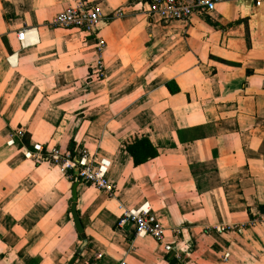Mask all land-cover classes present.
I'll return each mask as SVG.
<instances>
[{
	"label": "crops",
	"instance_id": "1",
	"mask_svg": "<svg viewBox=\"0 0 264 264\" xmlns=\"http://www.w3.org/2000/svg\"><path fill=\"white\" fill-rule=\"evenodd\" d=\"M215 1L164 21L89 0L97 78L96 37L53 23L77 0H0V264H264V7ZM82 147L112 191L49 158ZM127 208L172 248L121 224Z\"/></svg>",
	"mask_w": 264,
	"mask_h": 264
},
{
	"label": "built area",
	"instance_id": "2",
	"mask_svg": "<svg viewBox=\"0 0 264 264\" xmlns=\"http://www.w3.org/2000/svg\"><path fill=\"white\" fill-rule=\"evenodd\" d=\"M255 5L264 7V0H254ZM77 4L66 7L53 20L55 25L77 28L89 35H94L96 41L97 58L92 67V73L101 78L104 75V59L103 50L106 45L105 40L99 36L98 28L103 13L99 6L89 2V0H77ZM149 13L157 16L164 21L181 20L189 21L191 16L196 13L210 14L215 8V0H148ZM119 15H122L119 12ZM25 30L19 33V38L23 39ZM23 136V132H18ZM76 151V150H75ZM75 151L64 152L60 148H54L49 158L52 162L65 167L69 171L71 177H77L86 182L96 185L100 189L112 191L113 186L109 182L106 170L101 164H98L91 156L90 151L85 148H79ZM133 222L136 225L138 234H149L155 237L159 242L165 244L166 227L161 220L151 210H134L124 209L120 217V223ZM238 230L241 231L239 228ZM165 248L170 250L172 247L165 244ZM100 257V254L98 255Z\"/></svg>",
	"mask_w": 264,
	"mask_h": 264
},
{
	"label": "trees",
	"instance_id": "3",
	"mask_svg": "<svg viewBox=\"0 0 264 264\" xmlns=\"http://www.w3.org/2000/svg\"><path fill=\"white\" fill-rule=\"evenodd\" d=\"M172 91H175L174 89H172ZM147 145L149 146V147H151L150 146V143H147ZM131 149V151H132V153H133V155H134V157H135V160L138 162V160H139V158L141 157L142 158V160H146V159H148L149 157H152V156H155V154H156V152L154 151V150H152V152L151 153H142L141 152V155H138V153H137V149L135 150V148L134 147H131L130 148ZM68 172H75V171H69L68 170ZM262 209L264 210V206L262 207Z\"/></svg>",
	"mask_w": 264,
	"mask_h": 264
},
{
	"label": "water",
	"instance_id": "4",
	"mask_svg": "<svg viewBox=\"0 0 264 264\" xmlns=\"http://www.w3.org/2000/svg\"><path fill=\"white\" fill-rule=\"evenodd\" d=\"M73 200L76 201L77 200V193H76V186L74 185L73 187ZM73 213L76 217V223H77V226L79 228L80 231L83 230V227H82V224H81V220L79 219L78 217V213H77V210H76V205L75 203L73 204Z\"/></svg>",
	"mask_w": 264,
	"mask_h": 264
}]
</instances>
